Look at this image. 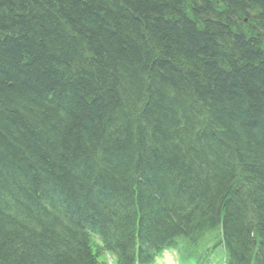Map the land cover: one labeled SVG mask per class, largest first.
<instances>
[{
  "label": "trees",
  "instance_id": "16d2710c",
  "mask_svg": "<svg viewBox=\"0 0 264 264\" xmlns=\"http://www.w3.org/2000/svg\"><path fill=\"white\" fill-rule=\"evenodd\" d=\"M165 248L264 264V0H0V264Z\"/></svg>",
  "mask_w": 264,
  "mask_h": 264
},
{
  "label": "bare ground",
  "instance_id": "6f19581e",
  "mask_svg": "<svg viewBox=\"0 0 264 264\" xmlns=\"http://www.w3.org/2000/svg\"><path fill=\"white\" fill-rule=\"evenodd\" d=\"M11 212V214L12 215H14V212H12V211H10ZM151 236H143V235H141V237L139 238V241L141 242V243H143V244H145V245H147V246H149V247H156V245H157V241L158 240H155V238H150ZM170 254L171 256H172V252H171V248H165V249H163L162 251H161V253L160 254ZM160 256V255H159ZM158 257V256H157ZM100 261V260H99ZM180 264H182V263H180Z\"/></svg>",
  "mask_w": 264,
  "mask_h": 264
},
{
  "label": "rangeland",
  "instance_id": "374dc122",
  "mask_svg": "<svg viewBox=\"0 0 264 264\" xmlns=\"http://www.w3.org/2000/svg\"><path fill=\"white\" fill-rule=\"evenodd\" d=\"M103 259L107 264H112L111 258L108 256H103ZM158 264H176L174 258L170 254H164L160 260H158Z\"/></svg>",
  "mask_w": 264,
  "mask_h": 264
}]
</instances>
